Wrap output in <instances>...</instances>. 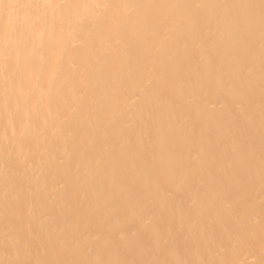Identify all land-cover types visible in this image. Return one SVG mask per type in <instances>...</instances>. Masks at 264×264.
<instances>
[{"label": "bare ground", "instance_id": "obj_1", "mask_svg": "<svg viewBox=\"0 0 264 264\" xmlns=\"http://www.w3.org/2000/svg\"><path fill=\"white\" fill-rule=\"evenodd\" d=\"M0 3V260L264 264L261 0Z\"/></svg>", "mask_w": 264, "mask_h": 264}, {"label": "snow or ice", "instance_id": "obj_2", "mask_svg": "<svg viewBox=\"0 0 264 264\" xmlns=\"http://www.w3.org/2000/svg\"><path fill=\"white\" fill-rule=\"evenodd\" d=\"M262 6H264V0H261ZM9 7L15 9L16 4L9 3L5 5L0 3V9L4 7ZM20 7H31L30 5H20ZM56 7H60L57 5ZM14 19L9 16L7 19V26L11 29L14 25ZM153 167H159L157 162L153 160ZM162 175L168 182L176 183L178 185H182L184 182V169L182 165H177L175 169L169 173L167 169H161ZM136 195V203L135 205L130 206L129 211L136 216L142 225L145 228H153L157 221H163V217L159 215V210H153L149 207V205L158 198V193L154 192L149 185H145L140 190H134ZM167 206V205H165ZM170 212L174 213V209H171ZM168 232V227L166 223H161V227L159 231L155 233L156 239L159 242L160 250L163 253L175 254V250L169 246L168 239L166 238V234ZM8 264H31V262H21V261H12L8 262ZM187 264H192L191 261L187 262Z\"/></svg>", "mask_w": 264, "mask_h": 264}, {"label": "clouds", "instance_id": "obj_3", "mask_svg": "<svg viewBox=\"0 0 264 264\" xmlns=\"http://www.w3.org/2000/svg\"><path fill=\"white\" fill-rule=\"evenodd\" d=\"M191 261L192 264H225L223 261H214V260H201V261H192L187 259H181L178 257V254H169L165 253L164 256L141 260V261H122V260H104V259H85L78 261H67L64 264H187ZM0 264H8V262L0 260Z\"/></svg>", "mask_w": 264, "mask_h": 264}]
</instances>
